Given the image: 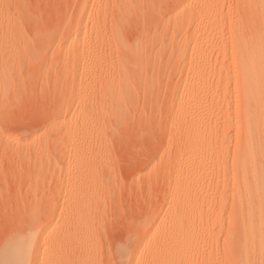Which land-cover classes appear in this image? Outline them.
I'll list each match as a JSON object with an SVG mask.
<instances>
[{
    "label": "rangeland",
    "instance_id": "rangeland-1",
    "mask_svg": "<svg viewBox=\"0 0 264 264\" xmlns=\"http://www.w3.org/2000/svg\"><path fill=\"white\" fill-rule=\"evenodd\" d=\"M257 3L0 0V264H264Z\"/></svg>",
    "mask_w": 264,
    "mask_h": 264
},
{
    "label": "bare ground",
    "instance_id": "bare-ground-1",
    "mask_svg": "<svg viewBox=\"0 0 264 264\" xmlns=\"http://www.w3.org/2000/svg\"><path fill=\"white\" fill-rule=\"evenodd\" d=\"M258 5H257V7H256V10H255V12H256V16H257V21H258V23H259V25L257 26V30H256V36L257 37H259L262 33L264 34V0H258V3H257ZM263 42H264V39H261ZM258 43H259V45H261V41L258 39V41H257V45H258ZM183 96V94L181 95V97ZM181 99V98H180ZM187 190V189H186ZM188 193H189V191H187ZM188 193H186V192H180V194H178L177 195V199L178 200H180V201H187L188 199H190L191 197H189L190 195L188 194ZM194 195V194H193ZM192 195V196H193ZM176 196V195H175ZM194 198V197H193ZM189 201H191V200H189ZM186 203V202H185ZM182 204V203H181ZM179 205V204H178ZM194 214V213H193ZM197 214V213H196ZM200 214V213H199ZM199 216V215H198ZM190 221V220H189ZM187 222V221H186ZM192 226V223H186L185 225H183V230H184V232L185 233H187L188 234V232H189V228ZM77 228H78V226H77ZM181 230H182V228H181ZM191 230V229H190ZM82 231V230H81ZM184 232H182V233H184ZM85 233V232H84ZM9 242H11V241H9ZM16 242V241H15ZM11 242L9 245H7V248L5 249L6 250V253L7 252H13V251H17V256H22V254L24 255L25 254V250H26V248L28 247V245L30 244V238H29V236H27L26 237V239H25V241L24 242H22V243H24V244H20L19 243V241H18V243L16 242ZM6 253L4 254V255H6ZM14 253V252H13ZM7 254H9V253H7ZM3 259H4V262L7 260L6 258H5V256L3 257ZM7 262V261H6ZM6 264V263H5Z\"/></svg>",
    "mask_w": 264,
    "mask_h": 264
}]
</instances>
